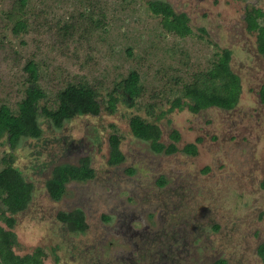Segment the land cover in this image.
I'll use <instances>...</instances> for the list:
<instances>
[{"label":"rangeland","instance_id":"rangeland-1","mask_svg":"<svg viewBox=\"0 0 264 264\" xmlns=\"http://www.w3.org/2000/svg\"><path fill=\"white\" fill-rule=\"evenodd\" d=\"M149 1L28 0L26 28L16 34L7 15L13 0H0V105L17 111L33 84L30 62L47 93L42 104L78 81L96 87L102 104L99 115L60 129L41 116L42 138L20 143L14 165L34 185L33 198L13 229L0 218L2 241L20 256L43 250V264H264V59L244 21L247 9L264 11V0H160L189 18L186 36L167 31ZM71 24L73 38H63ZM224 49L241 78L237 107H176L177 99L188 101L185 86L211 70ZM132 71L141 76L140 98L131 105L119 94L111 112L108 95ZM134 115L158 124L166 145L177 130L179 150L155 153L132 134ZM112 134L125 155L118 166L108 162ZM188 144L197 145L196 156L182 151ZM10 152L0 140V159ZM84 157L96 177L69 184L52 200L45 182L53 168ZM77 208L89 225L82 234L57 219Z\"/></svg>","mask_w":264,"mask_h":264},{"label":"trees","instance_id":"trees-1","mask_svg":"<svg viewBox=\"0 0 264 264\" xmlns=\"http://www.w3.org/2000/svg\"><path fill=\"white\" fill-rule=\"evenodd\" d=\"M27 7L28 0H13L7 12L8 20L14 24L13 31L16 34L26 28ZM148 9L153 15L161 17L167 31L181 36L191 34L189 18L185 14L176 13L169 3L160 0L149 1ZM244 21L247 32L255 35L257 52L264 59V11L253 6L246 10ZM63 28L61 36L72 39L74 25H64ZM231 61V51L224 49L211 70L198 73L192 83L185 86L183 97L188 101L181 106V99H177L174 105L181 109L186 107L192 113H200L210 108L235 109L241 98L242 83L239 75L232 70ZM26 70L30 73L33 84L26 90L17 111L14 112L8 105H0V140H5L11 150L10 154L0 159V218L9 229L15 227V215L28 207L34 192V185L28 182L20 169L14 165V153L23 140L42 138L44 130L40 117L46 118L56 129H60L66 122L78 116H97L102 111L97 88L81 81L69 83L60 90L53 104H42L47 99V93L38 85L37 66L30 62L26 65ZM261 92L264 100V87ZM119 94L127 95L128 99L132 100L131 105L140 98L141 76L137 71H132L108 95L107 103L111 112L116 110L120 101ZM130 129L136 138L149 142L155 153L172 155L179 150L181 136L177 130L172 131L170 135L172 141L166 145L161 141L160 126L140 115L131 117ZM109 147V164L118 166L124 163L125 155L118 134L109 137ZM182 151L196 156L198 147L196 144H188ZM133 172L134 170H130V173ZM95 177L96 171L91 166L90 159L84 157L76 164L66 163L54 167L45 182V188L52 200L60 201L65 196L69 184L87 182ZM159 183L164 185L165 179L161 178ZM260 187L264 191V177ZM57 219L70 233L82 234L89 228L86 214L81 208L60 211ZM3 229L0 226V264H43L45 256L43 250L37 249L32 254L20 256L10 246L4 244L1 237ZM258 255L264 262V241L258 246ZM215 264H226V261L219 260Z\"/></svg>","mask_w":264,"mask_h":264}]
</instances>
